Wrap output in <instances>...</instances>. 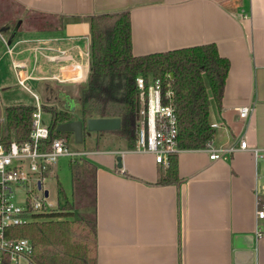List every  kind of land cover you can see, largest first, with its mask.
Instances as JSON below:
<instances>
[{
    "label": "crops",
    "instance_id": "crops-1",
    "mask_svg": "<svg viewBox=\"0 0 264 264\" xmlns=\"http://www.w3.org/2000/svg\"><path fill=\"white\" fill-rule=\"evenodd\" d=\"M12 1L32 13L59 16L65 25L89 22L92 14L129 12L135 55L216 45L230 70L221 102L210 93V122L218 125L213 144L244 139L248 147L264 149V0ZM17 36L7 40L0 29L18 81L17 62L34 78L29 80H40L72 75L68 64L88 60L91 37ZM63 52L71 59H62ZM3 60L0 86L7 90ZM53 67L56 72L43 74ZM244 106L252 107L246 119L239 113ZM95 153L97 264H264V218L258 216L264 210V156L239 150L211 160L204 149H183L179 182L161 184L164 165L152 154L128 148Z\"/></svg>",
    "mask_w": 264,
    "mask_h": 264
},
{
    "label": "trees",
    "instance_id": "trees-1",
    "mask_svg": "<svg viewBox=\"0 0 264 264\" xmlns=\"http://www.w3.org/2000/svg\"><path fill=\"white\" fill-rule=\"evenodd\" d=\"M91 62L86 85L82 86L77 103L80 107L49 109L50 137L68 141L72 131L58 126L81 120L84 131L95 117H120L121 128L109 131L121 136L128 149H134L138 138L140 107L136 77L140 74L168 78L173 89L178 119L177 143L181 149H203L214 139L210 122V93L221 102L229 59L221 56L214 44L197 45L147 55H135L132 43V23L129 12L92 14ZM167 85V84H166ZM35 106L15 104L3 107L0 98V144L9 146L13 140L30 139ZM100 150V149H97ZM159 183H178V154L169 157ZM76 159L71 162L74 201L64 205L69 212H53L48 221H32L8 229L11 238L27 237L34 243L36 264H97V223L93 218H59L73 216L77 197L86 206H96V165ZM92 170V171H91ZM92 180V183H91ZM92 184V186H91Z\"/></svg>",
    "mask_w": 264,
    "mask_h": 264
},
{
    "label": "built area",
    "instance_id": "built-area-1",
    "mask_svg": "<svg viewBox=\"0 0 264 264\" xmlns=\"http://www.w3.org/2000/svg\"><path fill=\"white\" fill-rule=\"evenodd\" d=\"M88 55V54H87ZM67 61L71 56L66 52L60 54ZM70 77L54 75L43 79L72 80L85 75L86 66L80 63L68 64ZM19 83L24 87L29 79H34L24 71L21 62L14 64ZM68 76V75H67ZM167 84V85H166ZM140 107L138 110V138L136 153L152 154L155 161L164 166L169 165V157L179 154L183 149L178 146V119L174 106V91L170 87L169 77L161 78L140 74L136 77ZM37 106L33 112V126L30 139L25 142L13 140L9 146L0 144V264H36L33 261L34 243L30 238H11L8 229L27 224L42 215L59 209L49 201L44 188L46 175L51 172L62 156L83 157L95 152H74L68 149V141L62 138L51 139L50 122L43 118V106L37 94ZM252 107L239 109L241 118L249 117ZM51 121V120H50ZM212 128L218 126L212 124ZM211 160H217L225 154L239 150H249L256 158L264 155V149L248 147L246 140L239 145L233 144L217 147L213 141L203 148ZM49 191V190H48ZM264 218V210L258 212ZM258 235L262 228L258 226Z\"/></svg>",
    "mask_w": 264,
    "mask_h": 264
},
{
    "label": "rangeland",
    "instance_id": "rangeland-1",
    "mask_svg": "<svg viewBox=\"0 0 264 264\" xmlns=\"http://www.w3.org/2000/svg\"><path fill=\"white\" fill-rule=\"evenodd\" d=\"M66 22L67 20L65 21L59 16L41 15L29 12L12 0H0V29L7 40H9L13 32L18 33L17 37L22 34L54 35L60 33L67 39H71L72 37L66 35V25L68 24L67 23L65 25ZM86 46L87 45L84 44L85 49ZM89 50L90 52L88 51L87 55L88 60L82 62L83 65L86 66L85 75L82 78L72 80H29L26 82V86L28 87L26 88L21 85L16 78L15 72L12 68L10 54L7 52V45L3 43L2 40H0V56L3 55V61L6 64L3 73L7 76V83L10 85L7 90L4 88V86H0V98L3 107L15 104H27L36 107L37 97L34 94H37L42 106L46 105L49 109L51 108L56 110H61L63 108L71 110L72 107L77 106L79 91L81 87L86 85L88 81L91 62V44ZM56 71L57 69L55 67H53L52 71L44 69L43 74H51L52 72ZM70 76L71 75H66V77ZM63 97L66 98L63 99ZM72 112L75 111L72 110ZM43 118L44 122L46 124H49L51 120L50 112L43 111ZM116 148H127V142L121 136L109 131L85 132L84 125L82 142L77 141L75 133L73 131L68 139V149L74 152H97V149L107 150ZM95 154L96 153H92L91 155H86L82 158L62 156L58 159V162L57 164H55L53 170L46 175V178L44 180V188L48 189L50 192L48 200L53 203L54 208H57L59 206V209H57L55 212H69V210H65L63 207L67 203V201H69L70 203L74 201V184L72 180L71 162L75 161L76 159H81L84 162L89 161L95 164ZM166 168L167 166H164L163 171ZM73 208V216L62 214L59 216V218H93L95 215V213H93L92 204L86 206L84 202L79 201L78 197ZM36 220L39 222L48 221L50 220V217L39 216L34 221Z\"/></svg>",
    "mask_w": 264,
    "mask_h": 264
},
{
    "label": "water",
    "instance_id": "water-1",
    "mask_svg": "<svg viewBox=\"0 0 264 264\" xmlns=\"http://www.w3.org/2000/svg\"><path fill=\"white\" fill-rule=\"evenodd\" d=\"M66 34L69 37H91V26L87 21L82 22H71L66 25ZM66 97H63L65 99ZM77 106L72 107L71 110L75 111ZM121 128V118L120 117H95L88 119L87 129L90 132H104V131H114ZM59 130L73 131L75 133L78 142L83 141V122L80 120L71 121L59 125ZM118 167H123L122 155L117 156ZM45 194L48 195L49 191L46 190Z\"/></svg>",
    "mask_w": 264,
    "mask_h": 264
}]
</instances>
